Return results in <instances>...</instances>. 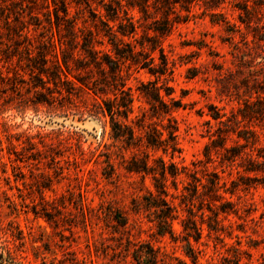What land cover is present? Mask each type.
<instances>
[{"label":"rangeland","instance_id":"374dc122","mask_svg":"<svg viewBox=\"0 0 264 264\" xmlns=\"http://www.w3.org/2000/svg\"><path fill=\"white\" fill-rule=\"evenodd\" d=\"M15 1H0V254L14 264H193L187 253L196 264H264V112H240L264 102V0H148L147 15L145 0ZM64 3L98 50L135 52L115 58L134 97L128 124L143 136L173 117V156L111 137L105 96L91 90L110 73L87 71L76 54L66 65ZM123 11L133 34L119 32L129 31ZM149 81L182 106L151 116L139 91ZM248 130L255 138H237ZM134 154L153 170L128 172ZM160 160L180 170L164 181L172 236L148 206Z\"/></svg>","mask_w":264,"mask_h":264},{"label":"trees","instance_id":"16d2710c","mask_svg":"<svg viewBox=\"0 0 264 264\" xmlns=\"http://www.w3.org/2000/svg\"><path fill=\"white\" fill-rule=\"evenodd\" d=\"M0 1H7L11 4L16 3L15 0ZM116 4L118 8H121L119 2H117ZM65 5L66 4L64 3L62 13L64 21L66 22V32L68 35L67 45L68 49L70 50V53H68V50L66 51V65H69V61L73 59V55L76 54V61L85 65L87 71H90V66H92L93 68L98 69L99 72L103 75L107 72L110 73L111 81L107 80V77L104 79L95 80L92 83L93 87L91 88V90H93L95 95L105 96L103 99H101V104L97 103V105L101 114L103 116L107 115L110 118L112 131L111 137L115 141L125 143L128 146H137L138 142H142L143 144H145L146 148L161 149L163 150V152L169 151L173 156L174 153L179 151L176 134L177 126L174 125L175 121L173 117L169 116L167 118L168 124L164 127L165 131H159L157 128H150L148 131L144 132L143 136L136 134V130L128 124V121L131 120L130 115L133 114L134 111V97L131 92V88L127 87L125 83L119 82L121 78V71L119 69L118 59L115 60V58H123L125 57V55L123 56V52L118 48H116L115 54L117 57L115 58H113L111 55H109L107 52H104L103 50H98L95 45L97 41L94 37V33L90 30L84 31L82 29H79L77 27L76 19L71 20L69 18L70 13L67 6ZM130 6L134 7L135 5L131 4ZM137 6L139 7L141 13H143L144 15L148 14V0H145V2L140 3ZM109 9L112 10V8L110 7ZM117 12L118 9H115V15H117ZM123 12L126 16L125 19L127 20V27H129V31H122L120 25L119 32L123 36H125L126 34H133L135 31V26L131 21V17L128 16L127 11ZM91 13L93 15H96L92 11ZM56 16L58 17L57 13ZM30 17L32 18L33 16L30 15ZM8 19L9 18H7V20ZM99 21L107 27L109 34H111L113 37L116 36V34H112V26L106 24L104 21H102L101 18L99 19ZM156 30L161 31L162 29ZM120 42V44L128 45L126 43H123V41ZM111 44L115 46L116 41L112 40ZM129 52L130 54L127 57L133 59L135 56V52H133L132 49ZM151 60L153 59L151 58ZM44 61L45 63L47 62L46 60ZM164 90L165 95L169 97L172 91H170L168 87ZM139 91L140 94H142L143 97L147 100L149 110L151 111V116L160 115V113L168 116L172 111L178 110L182 106L180 101H176L174 98L170 97V103H167L160 93V88L156 87V84H153V82L151 81L147 82L146 84H141V89H139ZM109 94L112 95V98L108 96ZM240 112L241 116L244 119L248 120H251L256 116H263L262 112H264V102L260 101L259 99L256 101L247 100L244 105V108L240 109ZM210 116L215 120H218L220 118L219 113H214ZM118 118H121L124 121H120L118 120ZM131 122L133 123V120H131ZM139 126L140 125H138V127ZM247 134L251 135L247 136ZM237 138L243 139L245 142H248L251 138H255V132L250 130L245 132H239L237 134ZM160 161L161 164L159 168V174L161 176V181L155 184L156 192L159 198L157 199L156 203L148 204V206L150 208H154L155 210L154 213L158 221L159 234L164 235L165 233H169L172 236L174 233L170 225L171 221L176 218L175 213L177 211L176 207L167 200L168 192L166 190V185L164 181L167 177V174H169L171 177H177L179 175L180 170L173 163L167 164L163 160ZM127 170L130 173L142 174L150 172V170L153 169L148 163V157L144 160H138V158H136V154H134ZM209 183L212 188H214L215 190L218 189L219 177H215L213 180H210ZM196 193L197 188L195 190V194ZM133 203H135V200H133ZM123 222L124 221H120L121 224H124ZM193 228H195L194 232L195 235H197V238H195V240H198L200 238L199 229L196 228V226ZM187 254L191 258L192 263L196 264L197 257L192 253ZM13 260L14 259L11 253H8L6 258L3 256V254H0V264H14Z\"/></svg>","mask_w":264,"mask_h":264}]
</instances>
